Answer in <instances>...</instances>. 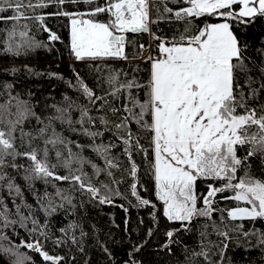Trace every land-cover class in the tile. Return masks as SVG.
Listing matches in <instances>:
<instances>
[{
	"label": "trees",
	"instance_id": "1",
	"mask_svg": "<svg viewBox=\"0 0 264 264\" xmlns=\"http://www.w3.org/2000/svg\"><path fill=\"white\" fill-rule=\"evenodd\" d=\"M114 1L111 0L112 3ZM45 2L47 7L25 10L29 17L44 15L43 27L41 22L35 19L20 22L27 24L28 37L37 41L40 44L38 47L21 49L19 55L4 51L7 47L6 30L13 26V22L0 23V117L4 120L15 119L17 102H27L43 124L30 116L15 133L16 144L19 151H30L31 148H35L39 152L43 149V140L47 137L38 138L37 134L41 127L49 123L48 117L55 114L53 106L66 107L67 102L64 98L67 96L77 105L88 108L89 115L95 120L94 124L87 120L83 126L76 123L80 119V114L78 109H73L71 127L67 123L53 120L48 135H51L54 128L61 136L73 141L68 147L84 162L73 160L71 172L82 175L86 186L91 184L100 189V192L98 196H94L86 187L80 188L78 183L55 179H49L47 183L42 179H35L29 185L23 179L25 173L22 169L7 167L0 170L7 173V177L21 189L20 196L15 192L10 194L6 187L8 178L0 181V200H3L9 210L8 219L16 221L6 228L0 227V246L11 247L14 252L22 253L28 258L27 264L52 262L44 260L42 252L26 248L24 242H39L42 251L62 257L60 264H264V243L261 242L264 218L232 220L228 216L230 209L249 206L246 202L231 199L235 196L233 190L229 189L216 195L213 204L216 211L210 217L198 216L190 222L170 221L164 215L162 204L155 192L153 168L155 156L152 143L154 134L131 123L129 129L134 137L138 138L140 148L136 147L133 141L130 146L132 151L130 158L125 153V148L129 145H125L123 140L118 138L125 136V130L120 129L117 133L112 128V124L120 123L121 117L125 115L122 107L128 90H122L115 97L108 95L113 90V85L108 82L109 76H117V87L131 80L147 85L150 79L151 65L143 58L145 53L140 45L145 47L151 43L153 49L158 51L157 44L160 41L155 40L153 34L169 42L179 40L183 36L187 42L205 25L221 22L224 18L206 14L177 20L175 11L189 7L188 0H150L151 34H125L124 55L127 59L106 57L79 60L71 48L72 17L57 13H84L83 17L110 23L112 16L108 12L88 15L92 9L105 6L108 0H93L92 3L85 0H79L77 3L65 0L64 4H59L55 0ZM32 3H37V0H32ZM165 7L173 11L166 12ZM5 14L14 13L8 10ZM247 20L248 22L244 23L228 18L232 31L243 49L245 64L251 69L249 72L239 70L234 72L236 81L243 87L245 93L249 91L245 83L249 76L256 81L252 85L254 88L264 83V74L260 72V69L264 68V16L257 15ZM23 30L25 29H18ZM50 33H55L59 39L51 40ZM16 39L19 41L24 38L17 36ZM77 74L97 95L107 97L108 105L104 111L94 108L73 87ZM146 92V87L131 90L132 95L141 102L147 99ZM247 104L248 107L259 111L261 106H264V91H261L257 98L249 99ZM111 108L121 111L113 115ZM100 116H105L111 122L108 128L100 123L98 119ZM145 121L150 124V116L146 115ZM82 127L102 132L103 135L89 137L83 133ZM0 128L7 130V125L0 123ZM20 128L32 136L24 137L22 140ZM71 128H76L77 131L73 132ZM251 131L256 129L253 128ZM95 145H114L108 153L118 165L109 169L112 176L107 175L106 171H101L97 175L96 169L92 167L93 164L100 169L107 167L104 156L93 150ZM56 150L67 157V151L62 145H58L56 149L49 145V164L56 165L57 175H69L70 170L62 166L63 157L57 160ZM246 151L247 146L238 149V156L243 157ZM133 161L137 165L135 177L130 174ZM15 163L24 167L30 165V161L19 157ZM245 173L254 179L264 181V157L257 154L249 158L248 166H242L237 170V179L233 180V183L244 178ZM225 182L198 178L195 183L197 206L203 205L200 197L206 194L208 184L222 187ZM133 184L136 185V195H133ZM58 190L63 196L71 199L70 204L57 196ZM45 193L48 194L47 197ZM37 196L41 199L38 200ZM104 196L109 197L110 202L102 203L100 198ZM49 198L57 209L51 215L42 207L47 206ZM141 200H147L149 203L141 204ZM16 205H21L20 215L16 213ZM21 216L37 220L42 227L33 231L31 219L21 223ZM70 225L76 227L70 228ZM61 229L65 231L62 232ZM169 231H174L172 243H169L167 237ZM42 232L46 235H41ZM222 232H227L228 236L221 235ZM57 240L62 242L57 244L55 243ZM201 252H206L207 256L194 255ZM13 259V256L0 251V264H12Z\"/></svg>",
	"mask_w": 264,
	"mask_h": 264
},
{
	"label": "snow or ice",
	"instance_id": "2",
	"mask_svg": "<svg viewBox=\"0 0 264 264\" xmlns=\"http://www.w3.org/2000/svg\"><path fill=\"white\" fill-rule=\"evenodd\" d=\"M59 4H64L65 0H55ZM77 3L79 0H71ZM92 3L93 0H85ZM190 7L181 8L175 12L177 20L186 17H197L204 15L219 16L223 19L221 23L207 24L185 42V37L179 40L164 41L163 38L155 36L153 38L160 41L157 49L161 54L158 57L149 55L146 59L151 65L150 79L147 85H141L135 80L126 84L117 85V76L111 75L108 78L113 90L108 93L111 96H118L122 90H128L122 110L125 113L121 117V122L112 124L117 133L120 129L125 130V136L119 137L125 145V153L131 158V145L135 141L136 147L140 148L138 138L130 131L129 125L135 123L139 127L145 128L154 134L152 143L154 144L155 162L153 165L155 180L159 189V198L165 203L164 215L170 221L190 222L196 216L210 217L216 209L214 208V198L218 193H223L229 189L235 192L231 199L244 201L248 207H238L228 212L232 220L264 218V181L254 179L247 173L244 178H240L237 183L236 173L242 166L247 167L249 158L260 154L264 157V106L259 111L256 108L248 107V100L257 98L261 91H264V83L259 87H252L251 76L245 82L249 91L244 92L243 87L235 79L234 72H249L251 69L245 64V57L242 55L243 49L236 35L232 31V25L228 18L247 23V18H255L257 15L264 16V0H188ZM240 5L238 11L233 10V6ZM47 7L45 0H0V23L13 22V26L6 30L5 43L7 47L4 51L19 55L21 49L38 47L40 44L28 37L27 24H21L22 20L35 19L41 22L43 27L44 15L29 17L26 9ZM8 10L13 11V15H6ZM165 11L171 13V8L165 7ZM108 12L112 16L110 23L96 22L92 19H77V15L84 13H57L59 15L71 16V48L79 60L86 58L98 59L106 57H121L124 55L125 36L124 33L149 32V25L152 23L149 17V0H116L112 3L108 0L105 6H98L92 9L88 15H96ZM23 28L25 30L18 31ZM45 30H47L45 28ZM24 39L17 40L16 37ZM51 40L59 37L55 33H50ZM141 50L144 45H140ZM235 61V62H234ZM264 74V68L260 69ZM77 91L85 97L98 111H104L108 105L106 96H99L88 86V84L77 74L76 84L73 85ZM147 88V99L141 102L136 99L131 90L134 88ZM66 107L53 106L55 114L48 117L49 123L41 127L37 137L44 138V147L39 152L31 148V141H28L30 151H19L16 144L17 129L30 116L35 117L38 123L43 121L32 108L24 101H18L16 105L15 119L4 120L0 117V123L7 125V130L0 128V170L11 167L22 169L25 173L23 179L31 185L35 179H42L46 183L49 179L57 181H72L78 183L80 188H87L94 196H98L100 189L91 184L85 185L82 175H75L71 172L73 160L83 159L68 147L73 141L67 140L54 128L51 135H48L53 120L67 123L70 127L73 124L71 112L78 109L80 119L76 123L83 126L85 120L94 124L95 120L89 115V109L77 105L69 97L64 98ZM99 102V103H98ZM241 109L242 111H238ZM120 109L111 108L115 115ZM150 116L151 123L145 121V116ZM100 123L108 128L111 123L105 116L98 117ZM255 128L256 131H251ZM76 132V128H71ZM83 133L95 138L102 136L99 131H91L81 128ZM32 134L24 132L20 128V137H31ZM33 137V139L37 138ZM49 145L56 149L62 145L67 151V157L56 150L57 160L62 161V166L70 170L69 175L61 176L55 173L56 165L48 162ZM114 145H95L94 151L104 156L106 168L100 169L95 164L97 175L101 171H106L112 176L109 169L118 165L113 162L108 153ZM247 146L246 154L238 156V149ZM24 158L30 161L28 167L15 163L17 158ZM130 174L135 177L137 165L133 161ZM7 173L0 171V181H4ZM198 178L224 180L222 187L208 184L207 192L202 199L204 207H197L198 197L195 194V183ZM6 187L9 193L15 192L21 195V189L14 181L8 178ZM106 187V186H105ZM133 195H136L133 184ZM47 197V193L44 194ZM57 196L71 203L69 197L63 196L61 191H57ZM40 200L41 197L37 196ZM229 199V197H225ZM101 202H110L109 197L100 198ZM141 204H148L149 201L141 200ZM30 207V205H24ZM44 211L49 215L57 209L49 198L47 206L42 205ZM63 207V205H61ZM8 209L0 200V227L6 228L16 221L8 219ZM16 213L20 215L21 205H16ZM31 219L21 216V223ZM34 225L33 231L39 227V222L31 219ZM70 228L76 225H70ZM62 232L65 229H61ZM41 235H46L41 233ZM221 235L227 237V232ZM248 235V233H244ZM174 231H169L167 237L172 243ZM75 242V237H72ZM57 240L55 243L60 244ZM261 242L264 243V233L261 234ZM28 249L42 252L46 261L52 264H60L62 257L49 255L42 251L41 245L37 243L24 242ZM0 251L14 257L12 264H27V259L22 253L14 252L13 248H3ZM194 255L207 256L206 252L194 253Z\"/></svg>",
	"mask_w": 264,
	"mask_h": 264
},
{
	"label": "rangeland",
	"instance_id": "3",
	"mask_svg": "<svg viewBox=\"0 0 264 264\" xmlns=\"http://www.w3.org/2000/svg\"><path fill=\"white\" fill-rule=\"evenodd\" d=\"M116 2V0L113 2V3H115ZM149 6H150V0H149ZM191 6V5H190ZM189 6V7H190ZM237 6V7H236ZM239 7H240V5H235L234 7H233V10L234 11H238L239 10ZM176 11H178V10H176ZM175 11V12H176ZM110 14V13H109ZM111 15V14H110ZM174 15H175V13H174ZM149 17H150V20L152 21V18H151V16H150V10H149ZM73 18V17H72ZM71 18V19H72ZM75 18H77V19H90V18H88V17H83V16H76ZM71 19H70V33H71ZM96 22H98V21H96ZM221 22H223V21H221ZM221 22H218V23H221ZM229 22V21H228ZM230 23V22H229ZM151 32V31H150ZM149 32V33H150ZM151 34V33H150ZM143 58H145V57H143ZM154 156H155V152H154ZM155 192H156V196H157V198L160 200V202H161V204H162V210H163V213H164V210H165V203H164V201H162L160 198H159V195H158V193H159V189H158V187H157V182H156V180H155ZM242 202H244V201H242ZM198 208H202V207H204V205H202V206H197ZM239 207H248V206H239ZM235 208H238V207H235ZM235 208H232V209H235ZM232 209H230V210H232ZM229 210V211H230ZM228 211V212H229ZM203 217V216H202Z\"/></svg>",
	"mask_w": 264,
	"mask_h": 264
},
{
	"label": "built area",
	"instance_id": "4",
	"mask_svg": "<svg viewBox=\"0 0 264 264\" xmlns=\"http://www.w3.org/2000/svg\"><path fill=\"white\" fill-rule=\"evenodd\" d=\"M144 57L147 58L149 55L153 56V57H158L161 54L159 53V51H155L152 47V44L150 43L149 45L145 46L144 49Z\"/></svg>",
	"mask_w": 264,
	"mask_h": 264
},
{
	"label": "water",
	"instance_id": "5",
	"mask_svg": "<svg viewBox=\"0 0 264 264\" xmlns=\"http://www.w3.org/2000/svg\"><path fill=\"white\" fill-rule=\"evenodd\" d=\"M149 28H150V31H151V23H150V25H149ZM149 31V32H150ZM149 32H141V33H149ZM125 34H127V33H124L123 35L125 36ZM132 34H140V33H132ZM196 217H198V216H196ZM200 217H202V216H200Z\"/></svg>",
	"mask_w": 264,
	"mask_h": 264
},
{
	"label": "crops",
	"instance_id": "6",
	"mask_svg": "<svg viewBox=\"0 0 264 264\" xmlns=\"http://www.w3.org/2000/svg\"><path fill=\"white\" fill-rule=\"evenodd\" d=\"M150 39H151V37H150Z\"/></svg>",
	"mask_w": 264,
	"mask_h": 264
}]
</instances>
